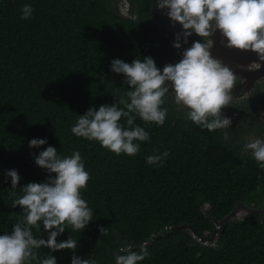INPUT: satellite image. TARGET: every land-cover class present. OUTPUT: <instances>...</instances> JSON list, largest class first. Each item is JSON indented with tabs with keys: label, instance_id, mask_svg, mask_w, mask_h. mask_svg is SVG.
<instances>
[{
	"label": "trees",
	"instance_id": "16d2710c",
	"mask_svg": "<svg viewBox=\"0 0 264 264\" xmlns=\"http://www.w3.org/2000/svg\"><path fill=\"white\" fill-rule=\"evenodd\" d=\"M25 4L34 10L29 19H21ZM194 39L191 43L205 41L197 35ZM169 45L154 35L148 21L116 14L107 0H0V235L11 234L23 216L21 207H12L23 186L48 179L50 174L35 164L48 146L61 156L79 151L91 177L82 197L93 220L82 231L69 226L57 237V242L76 239L77 249L41 247L31 264L49 254L57 264H71L73 255L115 264L126 246L137 252L147 248L150 255L141 264H264V220L246 210L210 245L189 230L151 241L160 231L184 224L211 236L216 227L212 219L223 220L238 203L264 207V170L244 151L242 140L251 123L256 135L264 134L258 114V109L264 111V80L254 92L262 102L258 97L235 107L240 126L211 132L177 112L166 94L162 126L137 117L135 123L145 128L150 141H137L135 156L116 155L71 132L90 108L126 98L130 89L123 74L111 71L114 59L131 63L151 57L159 68ZM34 138L47 143L30 148ZM165 151L169 155L162 164L146 162L147 156ZM13 169L20 176L15 189L5 175ZM12 191L16 197L9 198ZM101 228H107V235ZM32 232L34 238H48L42 224Z\"/></svg>",
	"mask_w": 264,
	"mask_h": 264
},
{
	"label": "clouds",
	"instance_id": "9594fccd",
	"mask_svg": "<svg viewBox=\"0 0 264 264\" xmlns=\"http://www.w3.org/2000/svg\"><path fill=\"white\" fill-rule=\"evenodd\" d=\"M158 8L167 9L166 15L173 25L182 26L183 31L176 34L173 45L176 49L181 48V37L187 44L193 33L208 38L218 29L227 40L226 47L252 51L264 59V0H162ZM21 11V19H29L34 10L25 4ZM210 49L204 40L193 42L183 51L179 62L167 64L162 70L151 57L137 58L131 63L114 59L111 71L123 74L130 89L125 93L126 98L111 106L101 105L98 110L90 108L78 116L71 132L99 142L116 155L135 156L140 151L136 142L150 141L145 128L135 123L137 117L145 123L162 126L167 117V109L162 105L170 88L175 103L189 109L187 119L210 132L229 128L232 121L222 115V110L231 103L237 76L230 67L213 58ZM122 119L126 124L121 123ZM224 138L228 139L227 132ZM46 143L45 139L34 138L29 141V147ZM244 147L264 170V140L254 139ZM168 155L167 151L149 155L146 162L160 165ZM35 164L50 175L45 182L27 183L22 188L23 195L13 199L12 207H21L23 216L11 234L0 235V264H31L38 259L36 250L41 247L52 252H74L78 246L76 239L57 242V237L69 226L82 231L93 220V210L82 197L91 177L79 151L61 156L56 148L48 146L35 157ZM5 175L11 178V187L15 189L20 181L18 171L9 170ZM14 197L15 191L10 192L9 198ZM41 224L48 232L47 239L33 236L32 229H40ZM100 232L107 235V228H101ZM120 251L125 254L116 255L115 264H141L150 255L146 247L137 252L126 246ZM39 264H57V260L49 254ZM71 264H97V261L73 255Z\"/></svg>",
	"mask_w": 264,
	"mask_h": 264
},
{
	"label": "flooded vegetation",
	"instance_id": "af4514ba",
	"mask_svg": "<svg viewBox=\"0 0 264 264\" xmlns=\"http://www.w3.org/2000/svg\"><path fill=\"white\" fill-rule=\"evenodd\" d=\"M107 2L109 3L112 10L116 14L126 18H131V19L141 18L145 21H148L152 26V31L155 36L164 38V40L165 39L169 40L170 49L168 51H164L161 56V62L159 64V68L161 70L167 64H175L179 62V60L182 59L183 51L192 45L191 40L192 41L195 40L194 37L196 36V34L193 33L192 36L188 37L187 44L183 42V37H181L180 49H176L173 47L174 43L176 42V34L182 32L183 29L182 26L178 23L173 25L171 19L166 15L167 9L158 8V4L162 2V0H147L146 3H144V0H107ZM258 85H256L255 89H253L250 94L243 93V95L242 94L236 95L232 92V100L230 105L222 110V115L231 119L232 121L230 125L231 127L235 124L240 123L235 116L236 113L235 107L241 105L246 100H249L250 103L251 102L255 103L257 102L258 97H260L261 102L263 101L261 94L254 93ZM167 95L169 96L168 98L171 100L172 106L177 108V112L188 113L189 109H187L183 105H177L175 103L174 93L171 90V88L169 90V93H167ZM261 113L264 114V111L262 109H258V114L260 118L263 120ZM254 127L255 126L252 123L248 127H246L247 130H249V135L242 137V140H244L243 146H245V144L251 142L254 139L264 140V134H262L261 136L256 135L253 131ZM241 130H243V128H241ZM234 143L236 144L237 142L234 141ZM244 151L251 153L250 150L245 149Z\"/></svg>",
	"mask_w": 264,
	"mask_h": 264
},
{
	"label": "water",
	"instance_id": "95a60500",
	"mask_svg": "<svg viewBox=\"0 0 264 264\" xmlns=\"http://www.w3.org/2000/svg\"><path fill=\"white\" fill-rule=\"evenodd\" d=\"M221 40H224V44L221 43ZM205 41L211 46L210 52L213 58L220 60L223 64L230 67L237 76V84L232 90L234 94H250L251 91L255 89L256 85L264 80V59H260L256 53L226 47L225 44L227 40L218 29L212 36L205 38ZM240 80H242L243 83H241ZM261 116L264 120L263 113H261ZM242 210H246L252 214H260L262 220H264V207L253 208L240 202L237 204L235 210L228 214L223 220L217 221L216 219H212L216 227L211 236L201 235L191 225L184 224L177 227H168L160 231L157 235L151 237V241L154 242L164 237L166 234L189 230L201 244L210 245L217 241L218 237L224 232L225 228L228 227L229 223L235 220Z\"/></svg>",
	"mask_w": 264,
	"mask_h": 264
},
{
	"label": "rangeland",
	"instance_id": "374dc122",
	"mask_svg": "<svg viewBox=\"0 0 264 264\" xmlns=\"http://www.w3.org/2000/svg\"><path fill=\"white\" fill-rule=\"evenodd\" d=\"M206 209H209L208 206H206ZM245 216L244 213H241L237 218L242 219Z\"/></svg>",
	"mask_w": 264,
	"mask_h": 264
}]
</instances>
